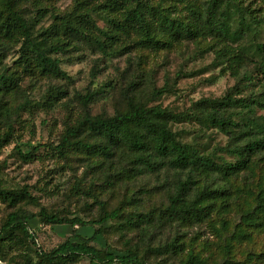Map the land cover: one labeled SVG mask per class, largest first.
Instances as JSON below:
<instances>
[{
  "label": "trees",
  "instance_id": "1",
  "mask_svg": "<svg viewBox=\"0 0 264 264\" xmlns=\"http://www.w3.org/2000/svg\"><path fill=\"white\" fill-rule=\"evenodd\" d=\"M52 11L51 0H0V149L11 142L14 124L31 104L24 84L68 80L62 60L83 45L110 57L129 52L133 45L159 52L190 43L229 63L231 75L245 84L242 88L236 84L221 97L200 99L185 113L151 105L163 92L155 87L143 92L128 84L124 106L108 116L89 114L93 94L76 95L83 112L66 125L52 150L60 155L77 152L93 176L109 186L164 175L165 203L155 213H132L122 221H118L121 208H116L87 223L41 209L36 216L42 224L72 229L70 237L44 251L29 231L32 217L16 211L21 203L35 199L26 189L0 188V203L12 209L0 226V261L74 264L87 258L95 264H148L150 258L171 256L178 264H195L190 254L181 260L187 250L176 236L164 245L139 242L122 251L98 249L91 242L109 221L121 224L120 231L137 230L139 237L146 229L200 225L212 216L231 213L239 214L246 226L261 228L264 181L257 182V187L253 182L264 162V39L260 40L264 0H75L67 13ZM92 14L106 21L105 30L98 28ZM48 15H53L52 22L39 26ZM131 33L135 37L125 42ZM251 62H255L253 72L247 69ZM248 87L250 93L242 97ZM46 94L44 103L50 107L67 96L58 87H50ZM17 99L21 103L15 105ZM179 124L181 129L176 128ZM209 130L222 135L224 144L209 150L198 142ZM190 131L193 139L188 140L185 136ZM247 190L253 194V205L245 208L241 205L245 200L240 199ZM87 226L93 228L90 238L77 231ZM257 259L264 262V253Z\"/></svg>",
  "mask_w": 264,
  "mask_h": 264
},
{
  "label": "rangeland",
  "instance_id": "2",
  "mask_svg": "<svg viewBox=\"0 0 264 264\" xmlns=\"http://www.w3.org/2000/svg\"><path fill=\"white\" fill-rule=\"evenodd\" d=\"M74 2L51 0L52 13H67ZM179 7L177 9L180 10ZM92 17L98 28H107L102 17L96 14H92ZM52 19L53 15H48L39 26L46 27ZM134 37V34H129L125 42ZM262 39L264 35L260 37ZM128 51L106 57L83 45L79 51H73L62 60L61 69L69 77L68 80H39L32 85L24 84L23 89H27L31 104L21 111L14 124L11 142L0 149V188L15 191L26 189L35 199L33 203H21L16 211L32 217L28 220L29 231L41 250L49 251L58 246L70 237L72 230L68 225L42 224L36 216L41 209L51 215L79 218L87 223L116 208H121L118 221H122L132 213H155L165 203L164 175H148L133 182L109 186L98 176H93L87 162L77 152L66 151L60 155L52 150L58 145L66 125H72L83 112L76 95L93 94L94 100L87 108L89 114L108 116L124 106V94L130 92L126 87L128 84L143 92L155 87L163 92L161 97L151 100V105H159L174 113H185L200 99L218 98L235 88L236 84L240 88L245 84L231 75L229 63L214 58L212 52L201 51L190 43L159 52L137 49L133 45ZM253 58L259 60L256 55ZM6 63L10 65L11 60L7 59ZM254 63H248L249 72H253ZM50 87L61 88L67 95L51 107L44 103ZM250 89L246 88L241 96L247 97ZM256 91L258 88L254 89ZM20 103L21 100L17 99L15 105ZM182 127L183 124L176 125L177 129ZM191 133L185 138L193 139L189 137ZM198 142L210 150L218 144L223 145L225 138L209 130ZM36 147L38 149L33 151L32 148ZM28 155V159L23 157ZM262 163L254 173L253 187L259 185L257 182L264 181ZM252 198V192L250 195L248 190L244 191L240 201L245 200V203L241 205L245 208L252 206ZM11 211L6 204L0 203V226ZM260 223L262 227L259 229L248 227L245 222L241 223L239 214L231 213L222 217L212 216L209 222L200 225L146 229L139 237L137 230L120 231L118 226L121 224L109 221L91 245L98 249L109 247L122 251L139 242L150 246L154 243L164 245L176 236L187 250L180 257L182 261L187 260L190 254L195 264H264L257 259L260 253H264V220ZM77 231L84 238H90L93 228L87 226ZM147 262L178 264V260L171 256L153 257ZM74 264L95 263L80 258Z\"/></svg>",
  "mask_w": 264,
  "mask_h": 264
},
{
  "label": "built area",
  "instance_id": "3",
  "mask_svg": "<svg viewBox=\"0 0 264 264\" xmlns=\"http://www.w3.org/2000/svg\"><path fill=\"white\" fill-rule=\"evenodd\" d=\"M0 264H4V263L0 261Z\"/></svg>",
  "mask_w": 264,
  "mask_h": 264
},
{
  "label": "crops",
  "instance_id": "4",
  "mask_svg": "<svg viewBox=\"0 0 264 264\" xmlns=\"http://www.w3.org/2000/svg\"><path fill=\"white\" fill-rule=\"evenodd\" d=\"M79 233V232H78ZM80 234V233H79ZM81 235V234H80ZM83 237V236H82Z\"/></svg>",
  "mask_w": 264,
  "mask_h": 264
}]
</instances>
